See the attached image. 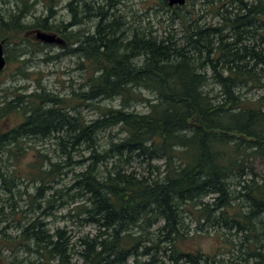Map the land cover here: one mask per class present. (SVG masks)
I'll return each mask as SVG.
<instances>
[{
    "label": "trees",
    "instance_id": "16d2710c",
    "mask_svg": "<svg viewBox=\"0 0 264 264\" xmlns=\"http://www.w3.org/2000/svg\"><path fill=\"white\" fill-rule=\"evenodd\" d=\"M76 1L82 0L66 3L74 14L68 23L47 21L54 15L52 4L39 21L42 30L58 32L60 25L65 32L82 19H97L83 44L65 45V52L93 62L87 88L73 90L68 98L42 87L0 102V117L16 112L23 118L7 132L0 120V152L16 157L29 138L54 136L60 146L72 149L85 144L90 161L75 174L77 190L70 198L78 203L71 211L96 230L71 244L67 229L50 231L35 216L16 220L17 235L4 229L0 239L18 243L26 252L31 251L27 244H33L44 264H264V176L253 168L254 159L264 162V94L251 99L242 91L261 81L256 67L264 65V0H215V22L182 15V35L160 38L153 30L127 24L122 29V15L108 11L119 0H108V9L84 1L77 14ZM159 2L174 13L182 7ZM21 10L11 15L9 30L28 28L19 19ZM9 36L8 28L0 27V39ZM72 38L79 39L66 35L69 44ZM87 41L94 45H84ZM112 97L119 99V107L106 108L90 122L79 116V104ZM76 99L80 103L70 105ZM133 101L145 109L131 108ZM117 125L122 135L98 150V133ZM132 162L143 164L145 172L131 168ZM49 172L40 168L38 179L36 174L32 178L39 182L36 198L50 190ZM19 177L15 168L7 172L0 166L8 189L19 188ZM13 203L7 212L0 208V226L2 218L11 214L12 219L19 211ZM50 206L47 199L42 213L48 214ZM188 217L241 233L235 259L219 251L187 250L182 242L191 232ZM7 221L5 228L10 227Z\"/></svg>",
    "mask_w": 264,
    "mask_h": 264
},
{
    "label": "rangeland",
    "instance_id": "374dc122",
    "mask_svg": "<svg viewBox=\"0 0 264 264\" xmlns=\"http://www.w3.org/2000/svg\"><path fill=\"white\" fill-rule=\"evenodd\" d=\"M68 1L0 0V21H4V23L0 24V27L8 28L10 35L8 40L6 38L0 39V41L3 40L4 54L7 60L4 68L0 71L1 103L7 100L6 98L11 100L19 91L29 93L34 90L40 91L43 87L45 91L69 98L73 90L83 91L87 88L86 82L88 77L94 73V65L90 59H86L84 56L80 57L77 53L65 52L67 46L64 44H61L64 46L60 44H46L34 39V31L37 29L42 30L40 28L41 21L39 20L49 13L48 7L51 4L54 15L52 18L47 19L48 22L60 24L71 21L74 14L67 8L66 3ZM84 1L89 2L93 7L102 5L105 9H108L105 5L108 0H82L81 2L76 1L73 5L76 9V14L78 13V7H83ZM213 2L215 0H186L181 9L176 10V13H174L172 9L162 8L159 0H119L114 4L112 9L109 7L108 11H113L115 16L118 14L122 15V19L124 20L122 29L127 24L130 27H137L146 31L153 30L152 33L158 38L166 36L169 33L178 37L182 35L183 30L179 19L182 15L194 18L195 20L198 19L201 23L208 21L215 22V17H212V8L215 5ZM18 7L22 9L21 13L24 14L19 19L28 28L24 30H15L12 28L9 30L13 26L11 24V15L18 12ZM85 20H80L78 26L67 28L65 32L62 30V26L59 25L57 34L67 40L66 35L70 34L73 37L80 27L90 25V29L92 30L97 19H87V23H85ZM127 34L130 38L131 31H128ZM6 41H11V44L5 43ZM15 43H18V45L15 46ZM67 45H69L68 42ZM74 46L70 45V47ZM261 46L264 48V44ZM14 47H17V51L20 52L18 56L15 55V51L12 49ZM23 51L25 53H21ZM136 62L139 63L138 59ZM256 70L259 76H261L260 83L248 84L242 88L244 94L251 99H255L264 94V65H258ZM210 85L213 86L211 83ZM143 92L146 96H153L149 90H144ZM77 103H80L78 99L71 102L70 105H76ZM119 104L118 98H98L79 104L76 109L84 121L90 122L92 119L97 118L106 108H117L120 106ZM131 108L144 110L145 106L133 101L131 102ZM22 119L20 113H10L8 122L10 126H15ZM121 135L122 133L118 125L101 130L97 137L99 143L97 149L100 150L112 140H118ZM59 140L57 141L54 136L43 139L29 138L21 145L23 149L22 154L15 157L10 154V151H7L12 158L9 159V162L4 161L3 165L5 166L6 164L12 171L15 168L20 176L18 178L19 188L8 189L6 187L2 192L3 194L9 193V200L6 201L7 208L5 207V212L14 204V201L19 206V211H16L12 215V219L11 214L5 217L6 221L8 219L10 220L8 231L13 237L18 233L13 228L16 220L22 219L24 221L35 216H40L50 231L55 227H64L67 229V234L71 237V244L75 243L78 236L85 234L91 235L96 230L95 225L85 224L73 214L71 208L78 201L72 202L70 198L74 191L77 190L73 186L75 174L83 169L88 161H90V150L86 148L85 144H81L78 146L79 148L74 149L62 147L59 145ZM57 142L58 144H56ZM9 147L11 151L15 150L13 143ZM3 158L6 159L5 156ZM253 161L254 171L259 176H264V162L259 159H254ZM155 163L161 165L162 161L158 160ZM54 164H57V166ZM130 167L136 168L137 171L145 172L143 164L132 162ZM40 168L50 170L47 176L49 180L48 184L51 185V188L50 190H45L41 198L38 196L36 198L33 195L38 191L37 187L39 182L37 180L32 181V178L37 173V170L39 173ZM37 175L36 178L38 179ZM18 189L22 192L21 198H19L20 193ZM56 189L59 192H54ZM51 193L54 194L52 195ZM47 199L50 200L51 206L47 209L48 214L45 215L42 212L44 211ZM205 200L210 202L212 199L211 197H206ZM82 201L84 199L79 202ZM1 204L4 205L0 202ZM6 221L4 222L6 223ZM186 223L191 232L189 237L182 242V245L187 250H200L209 254L219 251L222 252L224 257L235 259V256L238 254L237 245L241 240V233L236 235L234 232L232 233L225 229L212 227L205 219H201L200 224H197L192 219L190 221L188 217L186 218ZM2 225L1 223L0 228ZM261 236L264 237V231ZM10 244V248L7 251L3 248L4 256L0 255V264H44V259L41 262V257L32 250V248H35L33 244H27L31 249L28 252L25 251L26 248L24 245L25 249L20 248L18 243L14 244L12 242ZM242 257L245 256L243 255ZM75 259L76 255H74L73 261ZM9 261H12V263ZM239 261H241V264H244L242 260Z\"/></svg>",
    "mask_w": 264,
    "mask_h": 264
},
{
    "label": "flooded vegetation",
    "instance_id": "af4514ba",
    "mask_svg": "<svg viewBox=\"0 0 264 264\" xmlns=\"http://www.w3.org/2000/svg\"><path fill=\"white\" fill-rule=\"evenodd\" d=\"M86 22L85 23H87L88 22V20H85ZM79 23L80 22H77V23H74V24H72V26H70V28L72 27V28H74L75 26H78L79 25ZM90 25L89 26H84V27H80L79 29H77V33H76V35H75V37H78L79 39H77V38H75V39H73L72 38V41L70 42V44L69 45H75V46H77V45H81V44H83L84 42H82V41H84V39H85V37L86 36H88V37H90ZM56 34H57V32H55ZM58 35V34H57ZM60 38H62V43L61 44H64V45H67V40H65V38L64 37H62V36H60V35H58ZM80 40H81V42H80ZM60 44V45H61ZM84 45H94V44H89V41H87L86 42V44H84ZM6 62H7V60H6ZM7 100H8V98H6ZM1 119H3V121H4V126H2V131H5V132H7V131H9L10 129H11V127L12 126H10V124H9V122H8V119H9V116L8 117H6V118H4V117H1L0 118V120ZM8 142V141H7ZM12 142H9V145L11 144ZM8 150H4V151H2V152H0V166H1V168L2 169H5L7 172H13L11 169H9V166H7L6 164H5V166L3 165V163H4V161L5 162H9L10 160L9 159H11L12 157H11V155L10 154H8V152H7ZM5 152V153H4ZM3 156H5L6 157V159H4L3 158ZM6 184H7V181H5V182H3V180L0 178V199L3 201L4 200V205H0V208L1 209H5V207H6V201L7 200H9V193H2L4 190H5V187H6ZM1 202V201H0ZM2 203V202H1ZM7 208V207H6ZM9 208V207H8ZM4 209H3V212H4ZM4 221H6V220H4L3 218H2V220H1V223L3 224L2 225V227L0 228L1 229V232H0V236H2V234H3V230L5 229V233H7V235L9 234V231H8V225H7V227L5 228V226H6V224H7V221H6V223L4 222ZM3 241L4 240H2V239H0V255L1 256H4V254H3V248L7 251L9 248H10V242H8V241H5V244L3 243Z\"/></svg>",
    "mask_w": 264,
    "mask_h": 264
},
{
    "label": "water",
    "instance_id": "95a60500",
    "mask_svg": "<svg viewBox=\"0 0 264 264\" xmlns=\"http://www.w3.org/2000/svg\"><path fill=\"white\" fill-rule=\"evenodd\" d=\"M169 6H181L185 4L186 0H165ZM34 39L46 44H61L62 38H60L55 32H49L37 29L34 31ZM6 58L4 54L3 40L0 41V71L4 68Z\"/></svg>",
    "mask_w": 264,
    "mask_h": 264
}]
</instances>
